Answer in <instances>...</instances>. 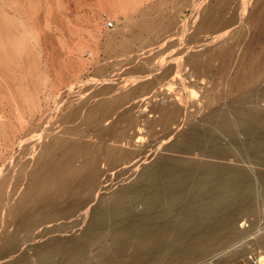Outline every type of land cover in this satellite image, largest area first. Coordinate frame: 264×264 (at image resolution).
<instances>
[{
	"label": "bare ground",
	"instance_id": "bare-ground-1",
	"mask_svg": "<svg viewBox=\"0 0 264 264\" xmlns=\"http://www.w3.org/2000/svg\"><path fill=\"white\" fill-rule=\"evenodd\" d=\"M11 1L12 4H15L18 0ZM185 1L191 7L192 16L201 15L202 18L204 14L208 17L210 14L209 12L212 13L211 9L213 10L214 5L208 4L207 0H195V2L193 0ZM197 1L199 3L198 6H196ZM1 2L6 9L4 12L9 10V12L13 13L16 23L19 19V15H17L16 10L13 9L16 8L18 10L17 5L16 7L10 4L7 5L8 1L6 3L4 0H1ZM20 2L22 1L20 0ZM250 4L253 8L249 11V16L252 20H255H251L252 24L259 22V20L261 22L264 17V0H251ZM227 5L228 4H226L224 8H226ZM240 6L239 8L241 10L242 7ZM23 8L25 9V7ZM5 9L0 8L1 12ZM219 9L221 10L222 8L219 7L218 10ZM234 10L236 11L237 9ZM235 11H233L234 14L237 12ZM238 12L240 13L242 11ZM219 14L221 13L219 12ZM244 14L247 15V12ZM213 16L215 17V15ZM6 18L8 19V17ZM11 19L10 24L13 25L14 23L12 24ZM4 21L6 20L4 19ZM180 22L182 25L178 23L181 26L179 27V31H182L185 24L182 23V21ZM134 23V21H127L122 28L115 26L110 29L106 35L107 42L119 41L118 46H123L126 42L129 43L130 40L135 41L138 39L140 36L137 38L136 31L132 32V37L123 39L124 35L122 30ZM250 23H246V25L252 27L253 25L251 26ZM4 24L6 25V23ZM136 24L138 26V32L140 33L144 32L147 35L156 33V30L153 29L154 21L151 18H144ZM211 24V26L216 25L215 23ZM152 26L153 28H151ZM158 27H161V25ZM200 27H202V24L196 26L195 30L198 31ZM248 27L245 28L248 30ZM262 27V24L255 29L253 26L249 28L250 31L253 29L251 32L245 29L247 33H250H248V35L246 33V36L242 32L241 34H237L238 37L241 35L240 38L242 36L244 37L237 42V46L232 45L236 47L235 49H233V47V50L230 49V46L233 44L234 39L232 40L230 36H228V38H231V44L228 42L222 44L221 47L219 45V54L221 57L220 61H217V68H223L221 67L223 64L226 62L229 63L230 60L226 58L234 53L233 56H230L232 57L231 63L226 66L227 68L229 67V70L226 68L228 73L225 75L226 77L229 75V80L227 79V84H225L221 90L218 88V93L213 96L205 97L203 103L204 108L211 102H219L229 94L241 92L244 86L253 83L258 74L264 72L263 59L258 56H252L251 52V49L260 42ZM8 30L12 35V33L15 32L14 30L17 29L10 27ZM173 30L176 32V29ZM157 31L159 32V29H157ZM236 31L237 30L234 31V35L238 33ZM17 32H19V30H17ZM205 32H207V30H205ZM208 32L212 37L218 36L217 34H212L210 31ZM23 33L26 39L31 37V32L28 27L24 29ZM7 35L9 36V33H7ZM14 37H16V35H14ZM204 37L206 38V36ZM214 38H211V41H213ZM217 39L218 38L214 40ZM204 40L203 42H208ZM1 41L3 42V40ZM213 42L211 43L209 41L208 43L213 44ZM200 43H202L201 40ZM153 44L159 46L155 41L149 39L145 40L144 37L141 41L140 49H144L145 46H148L149 49L139 54L136 53L137 49L132 53L131 57L135 60L131 65L126 64L124 60L122 64H125L127 67L125 70L122 67L123 65H121L122 60H120V62L115 64V71L110 72L111 74L107 76H105V74L93 76L81 81V88L80 91H78L80 93L71 96L76 103L68 110L66 117L62 120L64 122L66 118L71 117L75 121V123L73 122L74 126L70 128V130H65V127L61 129V126L60 129H55L52 132L37 134V136H34L35 138L32 144L38 146V152L32 155L33 161L31 165H27V162H25L26 160L23 161L25 163L20 162L18 156L19 159H16L21 165H17L15 168L13 167L15 171L12 169L14 172L12 171L13 178L10 181L9 172H6V169L4 170L0 177V234L2 235L4 229L8 230V232L2 236L0 235V242L3 238L5 245L7 243L13 244L6 245L7 249L0 252V259L5 261H1L2 264H209L211 262L213 264H228L233 261H243L247 264V257L249 254H253L259 264H264V222L256 226L253 218L249 216L246 217L250 211L253 212L252 203H254V200H257L259 209H264V180L254 186L251 184V178L245 170L239 167H230L224 168L223 172H221L224 175L223 178L209 180V182L197 181V174H201V177L205 178V175H207L208 172L211 174V171L215 170L217 166L212 163L206 164L203 161H193V157H189L190 155H200L203 157L229 159V156H219L220 153H225L227 151L225 148H213L214 144L219 142V139L215 135V127H217L222 132L231 134L240 132V134L243 135H251L253 137V141L251 142L252 145H254L252 150H254L253 152L258 151L260 156L258 155L259 157L257 156V159H253L254 157L251 158L249 162L253 161L263 164L264 108L262 106H264V99L262 98L263 104L257 105L260 101L256 104L253 102L254 99H250L251 103L246 98H254L252 96L257 93L256 90L264 89V82L261 84L262 86L260 85V88L255 86L244 92L245 95H240L232 108L228 107L224 110L222 108V110L218 111H209L203 114L202 122H194L193 118L191 119L192 112H189V108L181 105V91H179L184 86L190 88V86L185 83L190 82V74L186 75L183 72V63L177 62V60L171 56L172 52H170V50L169 52H164V50L162 53H154L155 49H153ZM209 44H207V46ZM199 45H197L196 48H198ZM202 45L201 47H206V44L202 43ZM217 49H215L216 51H214V49L212 50L213 54L214 52H218ZM198 50L196 49V51ZM196 51H191L186 55L184 61L189 62L193 66H208L211 64L212 55H208L210 58L201 59L200 52L197 53ZM126 53H129V51ZM225 59L229 61H225ZM1 61L2 60H0V62ZM224 61L225 63H223ZM101 70L99 69V71ZM186 77H188V79H186ZM173 86H176L175 88H177V90H174ZM74 88L76 87H72L71 90ZM253 103L257 106L254 107L255 104ZM196 104V106H198L201 103ZM15 108L17 109L18 107ZM246 108L251 111L252 115H248V110ZM200 109H196V111L193 110L195 114H199L203 110ZM17 110L21 109L18 108ZM246 110L247 114H245ZM18 112L17 120L20 122V125H22L25 118L22 111ZM117 112L121 113L122 117H125L123 114L126 115L127 118L132 117V122L128 121L127 118L125 120L128 121V123L131 122L130 125L125 124V126H123L124 124H122V122L125 123L123 119L111 121V115ZM98 115H100V117H98ZM117 116H113L112 118H117ZM181 117L182 119L180 120ZM141 121L147 123L151 128L159 126L160 130L165 131L164 137L166 136L167 138L168 136L169 141L164 138V140H161V144H157L156 142L155 148L152 146V151L148 152L142 150L143 148L141 149L139 146V148H130L134 146L135 141H137V139L135 140L137 131L131 130L135 129L136 123H141ZM102 122H104V124L100 126ZM184 123L190 125L187 131H184L182 128ZM7 124L9 126L13 125L10 122H7ZM83 124H85L86 127L84 125V128L82 127L83 129L79 128V125L83 126ZM258 130L259 132L254 134V132ZM260 144L262 148L257 149L255 146ZM5 146L0 141V160L3 159L4 156L3 147L4 149L7 148H5ZM126 146H129V148H126ZM32 148L31 145L26 150L22 151V153H26L27 150ZM161 149L171 154L164 153L159 155L158 152L159 156H157L149 166L148 174L145 170L141 171L134 167L139 171L136 176L139 178L136 179V177H134L135 180L129 187L114 192V199L112 198L114 201L112 200V203L110 202L112 206L114 205V211L110 205L108 206V208L110 207L111 209L110 212L104 210L99 213L94 220L97 223L105 224L107 222L106 219L112 216V212L119 213L126 209L125 206L129 204V196H133L134 194H131V192H138L135 189L139 185L136 186V184H138V179H141L142 174L145 173L147 177L144 175L145 177L143 178L154 185L160 184L161 180L165 182H163L164 192L162 196L157 195L159 192L156 191L158 193L155 194V197L151 196L152 199L149 198L150 196H147V199H141L142 201L139 202V200L137 203L141 210L151 208L154 204L160 203L159 206H161V208L158 207L160 209L157 210L162 214L160 217L168 216L160 219L158 223L143 225L135 223L133 224V229L128 231H132V236L123 235L121 233L116 234L118 233L116 232L111 245L107 246L100 244L99 251L94 255H87V250L92 244L97 245L99 243L96 239L103 235L102 233L105 232L104 230L96 233L92 231V234L89 233L90 236H83L81 238L75 237L76 239L74 238L70 242L66 240L62 242L60 246L59 244L55 246L56 244H50L46 241H41L42 243L36 244L39 243L37 239L41 237L38 236L37 239L31 242H36L33 247H30V249H32V252H30L31 254L19 247L21 243L24 244L23 242L27 244L26 240L17 237L18 234L15 236L10 234L14 229L13 224H8L7 221H9V219L17 218L18 220L20 213L26 211L30 213L35 212L36 210H40L38 208L48 204L49 200H51V203H57L58 200L56 199H59L58 196L67 193L74 194L80 190L77 186L75 187L73 183L84 176V173H86L85 167H88V165L93 168L88 179L94 180L100 178L104 174L100 166L102 162L111 168L118 166L126 167L130 165H126V163H129L134 158V160L140 164L145 162L146 159L149 160V157L152 158V155ZM142 157L144 160H142ZM129 159L130 161H128ZM131 164L133 165V163ZM136 164L134 162V166ZM11 165L14 164L12 163ZM132 165L130 166L133 167ZM9 168L12 167L10 166ZM86 169H88L87 173L90 174L89 168ZM87 173L86 175H89ZM161 187H163V185ZM161 187L159 189L163 191ZM17 189L21 195L20 203H18L21 204V208L18 209L19 211L16 210L15 212V202H12V197L15 196L14 193L17 192ZM51 191H54V193L51 194L52 196L49 195ZM16 200L18 199L16 198ZM134 204H136V202H134ZM80 210L83 212L81 208ZM14 237L18 239H14ZM27 241L31 240L27 239ZM25 247H27V245ZM18 250L23 254H18ZM110 251H112V253Z\"/></svg>",
	"mask_w": 264,
	"mask_h": 264
},
{
	"label": "rangeland",
	"instance_id": "rangeland-1",
	"mask_svg": "<svg viewBox=\"0 0 264 264\" xmlns=\"http://www.w3.org/2000/svg\"><path fill=\"white\" fill-rule=\"evenodd\" d=\"M4 1L6 3L8 1V5L10 4L11 0ZM18 1H16L15 4H12L11 1L10 4L14 5L15 7L17 5V8L19 10L18 11L16 8L13 9L16 10V14L19 15V19L15 23L13 13L9 12V10L7 12H4L6 11V9L4 8L3 3L0 0V8L5 9L2 10V12L0 10V53H2L0 54V60H2L0 62V116H2L0 117V141L2 144H4V146L7 145L5 146V148L7 147L6 149H4L3 147L4 156L3 159L0 160V177L6 169V172H9L8 174H10L9 181L13 178V172L15 171L14 168L17 167V165H21L19 161L23 162L26 160L25 162H27V165H31V162L33 161L32 155H35L38 152V146L32 144L35 138L34 136H37V134L39 133L43 134L52 132L55 129H60L61 126V129L65 127V130H70V128L74 126L75 121L73 118H66L64 122L62 120L64 119V117H66L68 110H70V108L76 103L71 98V96L80 93L78 91H80L81 88V81L93 76H100L104 74L105 76H107L111 74L110 72L115 71V64H117V62H120V60H122L121 65H123L122 62L124 60L126 64L131 65L132 62L135 60L131 57L132 53H134L137 49L139 50L136 51L137 54L143 53L144 50L149 49L148 46H145L144 49L141 48L142 50L140 49V44L144 37L145 40L149 39L151 41H155L159 45L156 46V44H153V49H155L154 53H162V51L164 50V52H169L170 50V52H172L171 56L175 58L177 62L183 63V72L186 75L190 74V82H185L186 85L190 86V88L184 86L179 91H181V105H184L183 107L189 108V112H192L191 119L193 118L194 122H202L203 114H206L209 111H218L222 110V108L224 110L228 107L232 108L233 104H236V101L238 100L240 95H243L244 92H246L250 88H254L255 86L257 88H260V85L264 82V72L259 73L255 81H253V83L249 85L244 86L241 92L229 94L224 99H221L219 102H211L208 104L207 107H203L205 97L213 96L214 94L218 93V88L221 90L222 87L227 84V81L229 80V75H227V77L225 75L228 73L229 70V67L227 68L226 66L231 63L232 57L230 56H233L234 53H232V55L230 54L229 57L226 58L230 60L229 63H225V61H229L225 59V61L223 62L225 64L221 66L223 68H217V61H220L221 57L219 54V45L221 47L222 44L228 42H230L229 44H231V41L234 39L233 44H231V46H237V42L242 37H244L242 36L240 38L241 35H239L238 37L237 34H241L242 32L246 36L248 30L249 32L253 30L251 29L250 31L249 28H252L254 26L255 29L262 24L263 27L260 35V42L257 46L251 49V52L252 56H258L264 61V17L262 18L261 22L259 20L261 24L259 22H254L256 25L252 24V21L255 20H252L249 16V11L253 8V6L250 4L251 0H224L225 2L223 0H207L208 4H212V6L214 5L213 10L211 9L212 13L209 12L212 15L209 14L207 17L206 14H204L202 18L201 15H191V7L186 3L185 0H129L131 2V5L128 0H21L22 2H20V0ZM193 1L195 2V0ZM25 2L27 5L25 4ZM30 3L33 5H31ZM225 3L228 4L226 8H224L226 5ZM123 4L125 7L123 6ZM198 4L199 3L197 1L196 6H198ZM239 6L242 7L241 10ZM23 7H25L26 10ZM219 7L222 9L218 10ZM234 9H237V12ZM215 10L218 11L216 12ZM233 11L238 14H234ZM238 11H242L243 14L242 12H240V14ZM219 12L221 14H219ZM246 12L249 18L247 17V15L244 14ZM213 15H215V17ZM6 17H8V19ZM144 18L153 19L154 28L153 26L151 28L155 29L156 33H151V35H147L144 32H138V26L136 23ZM4 19L6 21H4ZM10 19L12 20V24L14 23L13 25L10 24ZM249 20H252L251 23ZM124 21H134L135 23L130 24L128 28H124L122 30L124 35L123 39L132 37L133 31H136L137 38L138 36L140 37L135 41L130 40L129 43L126 42L123 46H118L119 41L107 42V32L115 26L122 28L125 24ZM180 21H182V23H184L186 26L182 28V31H179V27H181L180 25H182ZM4 23H6V25ZM211 23H215L216 25L211 26ZM246 23H250V25L253 26L248 27ZM200 24H202V27H200L199 30L196 31V26ZM157 25H161V27H158ZM7 27L16 28L17 30H19V32H17V30H14L15 32L12 33V36ZM27 27L31 32V37L26 39L23 31ZM156 27L157 29H159V32L157 31ZM245 27H248V30ZM208 28L211 30H209ZM173 29H176V32H174L175 30ZM239 29H242L243 31ZM205 30H207V32H205ZM235 30H237L236 32H238L235 33L236 35H234ZM208 31H210L212 34H217L219 37H216L214 35L213 36L215 38L212 37L211 35H209L210 33ZM201 32H204L206 35L204 33L202 34ZM7 33H9V36L7 35ZM14 35H16V37H14ZM204 36H206V38ZM209 36L211 38L218 39H213V42L211 41L212 39ZM228 36H230L232 40L230 37L228 38ZM1 40H3V42ZM200 40L202 43L206 44V47H201L203 45L202 43H200ZM203 40L208 42L210 41L211 43L213 42V44L203 42ZM196 44H201L199 45L201 49L199 46L198 48H196ZM207 44L209 45L207 46ZM231 46L230 49L234 47ZM235 48L236 47H234L233 49ZM196 49L199 50L196 51ZM213 49L214 51H216L215 49H217L218 52H214L213 54ZM127 51H129V53H126ZM191 51H196L197 53L200 52V58L202 57L201 59H206L208 55H212L211 64H209L208 66H193L189 62H185L184 57L188 55ZM208 58H210V56ZM122 67L124 70L127 68L125 64ZM226 68L228 70H226ZM99 69L102 70L99 71ZM186 79H188V77H186ZM74 86L76 88L71 90V88ZM175 87L176 86H173V89L177 90V88ZM186 89H188L189 91ZM259 90H256L258 94L255 92V95L257 97L253 95L252 97L254 98L248 97L246 99L249 100V102H251L250 99H254L253 102H255L256 104L260 101V103H258L257 105L263 104L264 89ZM196 103L201 104L196 106ZM256 104L254 105V107L257 106ZM15 107H18L21 110H17L18 108L16 109ZM262 107L264 108V106ZM192 108L195 111L196 109L203 110L201 111V113L195 114V111ZM247 110L245 114H247ZM18 111H22L23 116L25 118L22 125H20V122L17 120V115L19 113ZM249 111L250 110H248V115H252L251 111L250 113ZM113 116H117V118H112ZM123 116L125 117H122V114L117 112L114 113V115L112 114L110 118L111 121H114L115 119H123L125 121L127 117L124 114ZM98 117H100V115H98ZM131 118L132 117H128L127 120L132 122ZM181 119L182 117L180 118V120ZM128 121H125V123L122 122V124H124L123 126H125V124L130 125L131 122L128 123ZM7 122L12 123L13 125L9 126ZM143 123L144 121H141V123H136V127H134L136 130H131L137 131V135L135 136V140L137 139V141H135V145L131 146L130 148L140 147L141 149L143 148L142 150H146L148 152L152 151V149L155 148L156 142L157 144H159L160 142H162L161 140H164V138L168 139L169 141L168 136L167 138L166 136L164 137L165 131L160 130L159 126L151 128L150 126H148L147 123ZM103 124L104 122L100 123V126ZM3 125L5 126L2 127ZM81 125H79V128H84L85 124H83V126ZM189 127L190 125L188 123H184L182 128L184 131H187ZM256 132H259V130L255 131L254 134ZM215 135L219 139V142L214 144L213 148H225L227 151L225 153H220L219 156H229V159L190 155L189 157H193V161H203L206 164L212 163L217 166L215 170L211 171V174L210 172H208L209 175L207 173V175H205V178L201 177V174H197V181L209 182V180L211 181L217 178H223L224 175L221 172H223L224 168L230 167H239L245 170L251 178V184L254 186L258 185L260 181L264 180V163L260 164L258 162L253 161L249 162L251 158L254 157L253 159H257L260 156V153L258 151L253 152L254 150H252L254 148V145H252L251 142L253 141V137L251 135H243L240 134V132H236L233 134L222 132L217 127H215ZM31 145L33 147L32 149L27 150L26 153H22V151L26 150ZM255 147L257 149H260L262 148V145L260 144ZM126 148H129V146H126ZM158 152L159 155H162L164 153L171 154L169 152H166V150L161 149L157 151L154 155H152V158L149 157V160L146 159L145 162H139L142 165L138 164V162H136L134 158L133 160L131 159L132 161H130L129 159L128 161L130 162L126 163V165H132L131 163H133V167H131L130 165H125L126 167L118 166L111 168L107 166V164L102 162L100 166L102 171H104V174L100 178L94 180L88 179L93 170V168L88 165V167H85V172L87 173L88 169L86 168H89L90 174L87 173L89 175H86V173H84V176H82L81 179L79 178L73 183L75 187L77 186V188L80 189L78 190L79 192L77 191L74 194L67 193L58 196L59 199L56 200H58L59 206L57 201V203H51V200H49L48 204H45L41 208H38L40 210H36L35 212L31 213L29 211L20 213L18 220L17 218H11L12 220L9 219V221L7 222L8 224H13L14 229L13 232H11L10 234L12 236L18 234L17 237H20V239L22 240H26L27 244L23 242L24 244L21 243L19 247L21 249L23 248V250H26L27 253L31 254L30 252H32V249H30V247H33L36 243L31 242L37 239L38 236L41 237L37 239L39 240V243L36 244H40L46 241L50 244H56L55 246H58V244L60 246L61 243L65 242L66 240L67 242H70L75 237H87L90 236L89 233H91L92 231L96 233L102 232L104 230L105 232L102 233L103 235L96 239L97 241H99V243H96H98V246L100 244L108 246L111 245V243L113 242L114 234L116 232H118L116 234L121 233L123 235L125 234L127 236H132V231H128L133 229V224L135 223H139L140 225L158 223L160 219H163L168 216L167 215L165 217H160L162 214L157 211L161 208V206H159L160 203H156L153 207L145 210H141L137 203L139 200V202H141V199H147V196H150L149 198L152 199V197H155V194H157L158 192L159 193L157 195L162 196L164 192L165 182L161 180L160 184L154 185L153 183H150L148 180L146 181V179L143 178L146 176L145 173L142 174L141 179H138V184H136V186L139 185L135 189L138 192H131V194L134 193L133 196L135 198L132 195L129 196V204H127L128 206H125L126 209L119 213H114L111 211L112 216H109L106 219L107 222L105 224H100L94 221L98 214L103 212L104 210L106 212H110L111 207L114 211V205H111L112 200L114 199V192L129 187L134 182V177H136L137 173H139L138 170H145V172L148 174L149 166L153 163L154 159L159 156ZM18 156L20 158L19 161H17V159H19ZM142 160H144L143 157ZM148 161L150 162V164ZM10 162L14 165H11ZM134 162L135 164L137 163L135 166ZM10 166L12 168H9ZM134 167H136V169L138 170H136ZM137 178L139 177H136V179ZM162 185L163 187H161ZM160 187L163 188V191L159 189ZM16 191V193H14L15 196L12 197V202H15V212L16 210L21 208V204H18L20 203L21 195L19 194L18 189ZM53 193L54 191H51L49 192V195ZM93 194H95L96 196ZM15 197L19 201L16 200ZM134 202H136V204H134ZM108 206L110 207L108 208ZM258 206L259 205L257 203V200H254V203H252L253 212L250 211V213L246 215V217L249 216L250 218H253L255 220L256 226L264 222V209L261 210ZM80 208L83 212H81ZM7 232L8 230L4 229L2 231V235L6 234ZM17 237H14V239H18ZM27 239H30L31 241H27ZM29 243L30 245H32L30 246ZM10 244L13 243H7L6 245ZM6 245L4 239L2 238V241L0 242V252L7 249ZM26 245L27 247H25ZM92 245L89 248L90 250H87V255H94L99 251L100 246L98 247L96 244ZM19 250L18 254L22 255L23 253H20ZM110 252L112 253V251ZM1 261L5 262L4 260L0 259L1 264ZM233 264L245 263L243 261H233Z\"/></svg>",
	"mask_w": 264,
	"mask_h": 264
},
{
	"label": "built area",
	"instance_id": "built-area-1",
	"mask_svg": "<svg viewBox=\"0 0 264 264\" xmlns=\"http://www.w3.org/2000/svg\"><path fill=\"white\" fill-rule=\"evenodd\" d=\"M247 259H248L247 264H259V262L257 261L256 257L253 254H249ZM209 264H213V263L211 262ZM228 264H233V262Z\"/></svg>",
	"mask_w": 264,
	"mask_h": 264
}]
</instances>
